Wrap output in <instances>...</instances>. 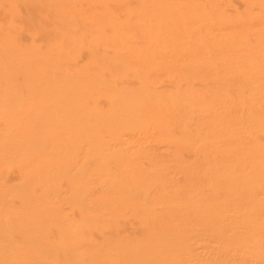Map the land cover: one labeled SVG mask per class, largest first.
<instances>
[{
  "label": "rangeland",
  "instance_id": "obj_1",
  "mask_svg": "<svg viewBox=\"0 0 264 264\" xmlns=\"http://www.w3.org/2000/svg\"><path fill=\"white\" fill-rule=\"evenodd\" d=\"M263 98L264 0H0V264H113L100 228L116 220L118 185L161 216L148 239L182 234L160 264L264 257V190L254 216L239 214L217 182L207 216L211 191L183 183L191 164L202 183L210 164L235 167L245 204L264 160L235 162L225 130L264 150ZM129 216L130 250L142 240Z\"/></svg>",
  "mask_w": 264,
  "mask_h": 264
},
{
  "label": "bare ground",
  "instance_id": "obj_2",
  "mask_svg": "<svg viewBox=\"0 0 264 264\" xmlns=\"http://www.w3.org/2000/svg\"><path fill=\"white\" fill-rule=\"evenodd\" d=\"M78 80H79V78H78ZM69 92H70V90H69ZM75 100H76V98H75ZM76 102H77V100H76ZM263 102H264V98H263ZM254 118H255V116H252V119H254ZM127 124L132 126V124H129V123H127ZM225 132H226L225 137L232 138V140H233L232 144H231V147H232L231 150L236 151L233 153V155L239 156V157L235 156V162H238L239 159L241 161L244 154H249L251 152H253V153H251L249 155L257 156L261 159V161L264 160V153H263L264 150H258V151L255 150L254 151L252 148H244V146L240 142L242 140L243 136H242V138H239L237 136V133L230 130V129H226ZM192 134L193 133H191V135ZM193 135H195V134H193ZM199 137H200V133L199 134L197 133L195 135V138L198 139ZM202 139H204V138H202ZM193 140H195V139H193ZM210 142H208V143H210ZM191 143H192V140H191ZM249 149L252 151H250ZM245 150H246V153H245ZM115 157H116V155H115ZM119 157H120V159H122L124 156L122 154L119 156V154H118L117 158H115L116 161L120 160ZM250 160H252V159H250ZM262 164L264 165V162H262ZM218 169H219V166L215 167L213 164H210V166H208L207 172L204 173V177L207 179V183H202V173H200L201 169L199 167H194L191 164V176H190V174L188 175L190 177V179L188 177H186V181L183 183L186 185V188H189L191 190H199L201 187H204V189L206 188L207 191L210 190L211 191L210 193H212L216 189L215 184L217 182H220V186L226 192V194H224L225 196H223L224 205L231 204V202H233V204H235L237 206V211L239 212V214L241 213V207L240 206H243V207L247 208L248 211L249 210L253 211V216H254V211H255L254 208H256L257 204L259 203L256 200V197L260 191L264 190V183H263L264 181L259 182L256 185V187H254L252 184H250L251 187H247L248 191H247L246 197L244 198L247 203L244 202L245 204H242V203H240L241 201H239V203H238L236 200L243 197V192H244V185L243 184H245L247 182L246 181L243 182V180L239 179L240 175H238V172H237L235 167L232 169H227V168H226V170L223 169V172H224L223 175H219ZM186 175H187V172H186ZM262 176L264 177V170H262ZM60 184L61 183L49 184L47 186V190H49V191L55 190L56 188L61 186ZM112 184L117 186L119 183L113 182ZM139 184H140L141 190H142L143 188L150 189L152 187L153 183H152V181H149V183H139ZM135 185H138V182H136ZM257 188L260 189V190H258V192H256ZM44 189H45V187H44ZM116 189L119 190L118 191L119 199L113 200L115 202V205L114 204L112 205L113 212H112L111 218H110V219H113V220L116 219V220L113 221V223H114L113 226H111V224H107V225L103 224L100 228V234H102L101 235V238H102L103 233H109L111 231L110 228L112 227V233L110 235L111 236L110 243H108L107 246H109L108 252L111 253V260H112L113 264H136V261L138 262V260H136V258L138 259L139 257H141V255L143 253H144V257H145V259H144L145 263L144 262L139 263L140 262L139 261L138 262L139 264H160L161 260L158 259L159 258L158 254L160 253L161 249L159 250V248L164 247V249H169V250H173V249L175 250L177 247L181 248L182 244H179V238H180V236H182V234L179 235V233L177 232L179 230L176 227H173L172 229H170L168 231V235H166V239L164 241H161L159 243H155L153 237L156 235V233H153L152 237L150 239H148L147 238L148 236H146V235H150V232L154 229L151 225L154 226V224L158 220L161 219V216L159 215V213L149 211L148 208H147L148 210L147 209L146 210L141 209L142 211H140V210L137 211L136 208L133 207L132 201L128 198V197H131V198L133 197L131 194H129L130 193L129 187H126V186L124 187L122 185H118V187H116ZM122 190L127 191V192H123ZM138 190H140V188ZM41 192H43V191H41ZM146 192H144L143 194L145 195ZM187 192H190V190H188ZM137 195H138V193H137ZM74 198L77 200V196H75ZM220 198H222V194H221ZM215 199H217V196L216 197L213 196V193H212L211 201L210 202H208V201L203 202V204L205 205V211H206L207 216L210 215V213L213 210V207L211 205H213L212 203L215 201ZM129 200H130V202L127 203ZM73 201H74V199H73ZM223 203H221V205ZM128 204H130V205H128ZM144 206H145V204H144ZM167 209H171L170 204L168 205ZM172 209L177 211L176 208L172 207ZM222 211L223 210H221V212ZM128 212L134 213L135 216L128 214ZM213 213H214V215L217 214L215 212V210H213ZM164 214L171 218V222H172V219H174L173 217L175 215H177L175 213L170 212L169 210H166L165 212H163V215ZM126 216H129V217L133 218L134 220H136L137 224H139L141 227V230H139V232H141V234L139 235V240H142V242L137 245L136 249L131 248L129 250L128 241L131 239L130 238L131 237V229H128L127 225L129 227V225L131 224V221H130V218L127 219ZM222 219H224V218H222ZM228 219H230V215L227 217V221H228ZM141 222H142V224H140ZM223 222H224V220H223ZM106 223H108V222H106ZM257 223L264 226V221H258L257 220ZM114 225H115V227H114ZM246 226H248V225H246ZM81 228H82L81 226L77 227L75 232L80 233ZM223 232H224V230H222V229L213 231V233L218 234V237L222 236ZM255 232H257V231H255ZM261 232L264 234V231H261ZM156 236L158 237V235H156ZM157 237H155V238L157 239ZM259 237L262 241H264V236H259ZM229 248H230V246H229ZM229 248H226V250H229ZM103 250H104L103 245L99 246V248L96 249L97 253H101V254L104 253ZM247 253H251V252H247ZM241 258H242V262H245V264H262L264 262L263 256H261V255L254 256V255H252V253L250 254V256H248V254H247L246 256H242ZM252 258H254V259L252 260ZM165 264H167V262H165Z\"/></svg>",
  "mask_w": 264,
  "mask_h": 264
}]
</instances>
